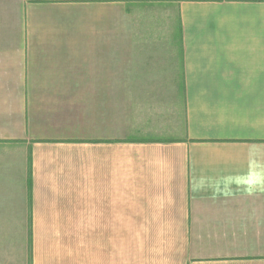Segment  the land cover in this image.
Listing matches in <instances>:
<instances>
[{
  "label": "crops",
  "instance_id": "obj_1",
  "mask_svg": "<svg viewBox=\"0 0 264 264\" xmlns=\"http://www.w3.org/2000/svg\"><path fill=\"white\" fill-rule=\"evenodd\" d=\"M83 236L84 264H264V0H0V264Z\"/></svg>",
  "mask_w": 264,
  "mask_h": 264
},
{
  "label": "rangeland",
  "instance_id": "obj_2",
  "mask_svg": "<svg viewBox=\"0 0 264 264\" xmlns=\"http://www.w3.org/2000/svg\"><path fill=\"white\" fill-rule=\"evenodd\" d=\"M68 242L75 243L73 240V237H66ZM77 243L79 245L78 252L75 253L76 258L72 255L73 259H77L78 264H84L85 261V251H84V245L86 243V237H77Z\"/></svg>",
  "mask_w": 264,
  "mask_h": 264
}]
</instances>
